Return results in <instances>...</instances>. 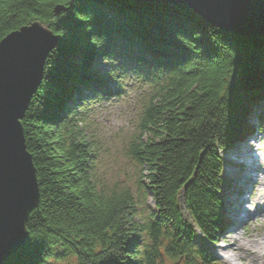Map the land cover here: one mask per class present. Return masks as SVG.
Returning a JSON list of instances; mask_svg holds the SVG:
<instances>
[{
    "label": "trees",
    "instance_id": "trees-1",
    "mask_svg": "<svg viewBox=\"0 0 264 264\" xmlns=\"http://www.w3.org/2000/svg\"><path fill=\"white\" fill-rule=\"evenodd\" d=\"M35 21L59 38L22 119L40 199L27 241L0 264H216L208 242L226 227L221 152L255 129L264 37L224 30L180 3L0 0V41ZM98 59L110 61L106 74L93 69ZM133 78L154 87L136 98L139 132L127 148L146 172L137 193L98 179L85 129L90 105L121 96ZM146 191L154 209L143 217Z\"/></svg>",
    "mask_w": 264,
    "mask_h": 264
},
{
    "label": "water",
    "instance_id": "water-1",
    "mask_svg": "<svg viewBox=\"0 0 264 264\" xmlns=\"http://www.w3.org/2000/svg\"><path fill=\"white\" fill-rule=\"evenodd\" d=\"M183 4L209 23L243 36L264 37V0H138ZM59 38L40 21L0 41V263L27 241V221L39 186L22 126Z\"/></svg>",
    "mask_w": 264,
    "mask_h": 264
},
{
    "label": "rangeland",
    "instance_id": "rangeland-1",
    "mask_svg": "<svg viewBox=\"0 0 264 264\" xmlns=\"http://www.w3.org/2000/svg\"><path fill=\"white\" fill-rule=\"evenodd\" d=\"M109 68L110 61L108 60L98 59L93 65V69L100 74H106ZM109 81H112L108 84L110 86L115 84L116 80L113 78L107 80V82ZM134 87L136 92L133 90ZM153 88L152 82L133 78L127 83L121 96H106L99 102L92 104V106L90 105L88 125L85 126V129L89 137L91 136L92 145L95 147L93 170L98 179L109 188H129L137 193L139 181H145L143 173L146 174V172L142 166L128 156L127 148L129 142L139 132L138 122L141 110L139 108L140 101L136 98L149 91L152 92ZM253 105L252 112L248 118L249 126L254 128L257 123L259 127H255L256 130L252 128L254 132L251 131L248 137L242 138L233 148L221 152L224 160L223 176L225 180L221 196L224 202L226 227L219 234V239L216 243L208 242L209 249L215 256L216 264H229L227 254L223 252V249L234 238L243 239L245 243V241L259 239L264 235V215L261 214L264 211V191L257 187L259 177L253 178L251 176L245 179L241 174V171L249 169L252 164V158L248 154L233 156V152L241 146L242 142L250 144L256 140L257 145L264 142V121L262 119L264 101H260L256 106ZM261 125H263L262 129ZM259 140L260 142H258ZM261 149L263 151H258L256 157L261 156L264 160V144L261 145ZM243 152L246 151L243 150ZM229 168L240 173L233 176L228 172ZM228 194H230L232 199H244H241L243 201L238 205V207L242 205L239 213L244 217L241 218L237 226H233L234 217L230 214L226 203ZM142 197L138 207L140 212H143L142 216L147 217L153 212L154 200L148 191H146V196L142 195ZM164 260L166 264H181L180 261L174 263L165 258ZM236 263L246 264L247 262L244 256L240 257L238 254ZM51 264H77V260L69 256L61 260H51Z\"/></svg>",
    "mask_w": 264,
    "mask_h": 264
},
{
    "label": "bare ground",
    "instance_id": "bare-ground-1",
    "mask_svg": "<svg viewBox=\"0 0 264 264\" xmlns=\"http://www.w3.org/2000/svg\"><path fill=\"white\" fill-rule=\"evenodd\" d=\"M255 127L258 128L259 124L256 123ZM257 139H261V138H257ZM258 142H260V140ZM261 145L263 144L259 143V145H257L256 140L251 142L250 144L249 143L245 144V142H242L241 146H239L237 150L233 152V156L238 154H240V156L248 154V156L252 158L251 160L252 164L250 165L249 169L241 171V174L245 179L250 178L251 176L253 178L259 177L257 187L260 190L264 191V160L262 159L261 156L256 157V154L258 155V151L262 150ZM243 150L246 152H243ZM228 172L231 173L233 176L240 173L230 168L228 169ZM241 199L240 198L232 199L230 194L227 195L226 203L227 206L229 207V212L232 215V217H234V221H235L233 226L235 225L237 226L241 221V218L244 217L239 213L242 205L240 207H238V205L240 204L241 201L244 200ZM243 241H244L243 239L234 238L233 241L231 243H228L227 247L223 249V252L227 254L228 257L227 259L229 264H238L236 263L238 254L240 257L244 256V259L247 262L246 264H264V235L259 239L248 240L245 241V243Z\"/></svg>",
    "mask_w": 264,
    "mask_h": 264
}]
</instances>
